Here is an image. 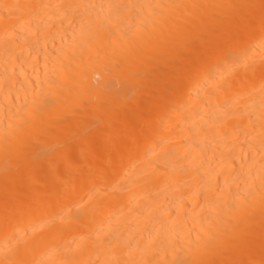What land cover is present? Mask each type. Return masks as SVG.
Masks as SVG:
<instances>
[{"label":"bare ground","instance_id":"bare-ground-1","mask_svg":"<svg viewBox=\"0 0 264 264\" xmlns=\"http://www.w3.org/2000/svg\"><path fill=\"white\" fill-rule=\"evenodd\" d=\"M0 264H264V0H0Z\"/></svg>","mask_w":264,"mask_h":264}]
</instances>
